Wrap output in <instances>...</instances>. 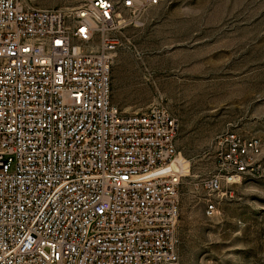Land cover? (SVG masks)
I'll list each match as a JSON object with an SVG mask.
<instances>
[{
    "label": "built area",
    "instance_id": "built-area-1",
    "mask_svg": "<svg viewBox=\"0 0 264 264\" xmlns=\"http://www.w3.org/2000/svg\"><path fill=\"white\" fill-rule=\"evenodd\" d=\"M164 3L0 0V264L177 263V120L111 101L116 33ZM215 161L193 182L207 218L264 176V135H221Z\"/></svg>",
    "mask_w": 264,
    "mask_h": 264
},
{
    "label": "rangeland",
    "instance_id": "rangeland-1",
    "mask_svg": "<svg viewBox=\"0 0 264 264\" xmlns=\"http://www.w3.org/2000/svg\"><path fill=\"white\" fill-rule=\"evenodd\" d=\"M71 10L80 0H20ZM111 101L162 105L178 123L176 264H264V176L228 189L213 218L193 182L213 174L216 140L264 135V0H165L116 33Z\"/></svg>",
    "mask_w": 264,
    "mask_h": 264
},
{
    "label": "bare ground",
    "instance_id": "bare-ground-1",
    "mask_svg": "<svg viewBox=\"0 0 264 264\" xmlns=\"http://www.w3.org/2000/svg\"><path fill=\"white\" fill-rule=\"evenodd\" d=\"M176 160H177V156H176L175 160L173 161L172 166H173V164L176 162Z\"/></svg>",
    "mask_w": 264,
    "mask_h": 264
}]
</instances>
